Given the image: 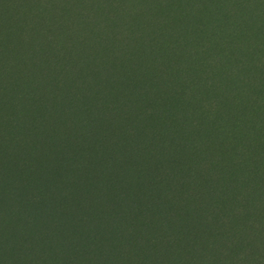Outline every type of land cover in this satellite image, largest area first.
Returning a JSON list of instances; mask_svg holds the SVG:
<instances>
[{
	"label": "trees",
	"instance_id": "1",
	"mask_svg": "<svg viewBox=\"0 0 264 264\" xmlns=\"http://www.w3.org/2000/svg\"><path fill=\"white\" fill-rule=\"evenodd\" d=\"M8 1L0 0V25L13 19L23 31L41 12L59 40L37 34L38 55L71 58L73 71L81 70L79 63L118 68L111 81L118 79L119 89L129 85L128 101L135 106L131 124L123 125L126 142L108 138L109 148L130 145L131 165L120 173L111 150L102 160L92 157L77 131L85 124L58 116L67 139L44 179L12 156L16 143L50 139L56 131L39 121L45 68L39 62L33 67L31 95L39 106L30 100L27 111L17 109L19 122L9 123V113L0 118V135L13 136L12 144L0 147L21 163L19 180L25 186L37 181L30 205L19 209L28 225L3 230L11 248H19L16 264H37L27 256L48 237L61 243L58 264H264V0H123L130 5L122 7L119 0ZM108 16L111 33L91 28L85 37V27L73 25ZM90 47L98 48L96 59ZM14 99L23 105V95ZM101 164L107 176L95 182ZM56 189L71 216L67 232L55 225L61 217L54 204L42 209L36 203ZM113 195L118 198L111 211Z\"/></svg>",
	"mask_w": 264,
	"mask_h": 264
},
{
	"label": "rangeland",
	"instance_id": "2",
	"mask_svg": "<svg viewBox=\"0 0 264 264\" xmlns=\"http://www.w3.org/2000/svg\"><path fill=\"white\" fill-rule=\"evenodd\" d=\"M8 2L7 0V3ZM121 4L130 5V3L127 4V2L119 0L118 6L122 7ZM51 5L53 6L54 4L52 3ZM6 10H8V7ZM42 15L43 14L40 12L34 20H29L30 23L33 24L34 22V24L31 25L32 27L26 26L23 31H21L19 22L13 19L0 25V27L3 26V28L0 29V118L4 116L5 113H9L11 115L9 123L19 122V116L16 112L17 109L23 108L27 111L28 109L26 106L30 100H34L37 107L39 106V101L34 99V95H31L33 89L30 88L32 86V81L37 79L34 76L36 69L34 70L33 67L37 66L39 62L43 65L41 67L45 68L44 78L38 85H41L43 88L44 97L40 99V103L43 111L45 110L41 118H39V121L40 123H45L47 128L56 129L50 139L46 136L37 139L32 137V139L27 140V142L23 141L24 145L16 143V150L13 151L12 156L19 155V158H21L19 161L23 158V163H28L30 166L32 165L31 167L35 169V173L38 172V174H42L43 178L47 177L51 171L52 158L59 155L60 145L67 139V135L63 132L64 127L62 123L55 119L58 116H63L62 121L72 120L83 122L85 127L80 129L81 125L78 124L77 131L81 132V142L87 146L88 150L91 151L90 147L92 148L90 152L92 157H98L102 160L109 150H111L112 155L117 158V163L122 165L120 167L121 173L124 169V165H131V160L134 159V155H131L132 148L127 143H125V147L122 149H119L120 147L109 148L108 138L110 134L115 139L126 142L123 139V125L127 127V124H131L130 119L133 116L132 113L135 112V106L133 105L132 109L131 103L128 101L130 95L129 85H123L124 87L119 89L117 86L118 79L111 81V78L116 74L115 72L118 68L107 66V64L102 65V63L99 62V65L103 66V68H97V66L91 68L92 65L88 66L79 63L82 66L81 70L73 71V69L76 68L71 66L70 57V60H65L62 54L53 57V54L49 52L43 55L42 52L38 55L40 45L42 44V37L44 38L43 41L48 39L59 40V38L56 37L58 32L53 30L54 27L52 29L49 28L52 24L48 23L51 22L46 21L44 23L43 20L45 19L40 18ZM85 19L89 22L84 21ZM72 24L73 23H71V25ZM73 25L80 27L84 26L85 31L82 30L83 32L81 35L85 37H87L86 34L90 32L91 28H95L96 32L106 34L111 33V26H114L111 22V16L106 17L103 21H99L98 24H94L91 18L84 17V19ZM109 28L111 29L109 30ZM1 30L3 31L1 32ZM37 34H39L41 38H39ZM33 38L34 44L37 47H32ZM1 41H5V43H1ZM70 44H72V42H70ZM69 47L70 45H65L66 49ZM97 51V47L93 49L90 47V53L95 59ZM87 61L88 60L85 62ZM47 62H50L51 65L48 66ZM49 68L50 72L46 70ZM126 77L129 79L131 75H126ZM50 79H55L57 83L54 86H49L50 84L48 81ZM132 80L135 81L134 79ZM22 86H24V91H22ZM118 90L121 92L124 91L126 96L125 94H121ZM19 95H23L22 106H19V103L14 99ZM77 105H82L84 109H75ZM15 124L18 125V123ZM131 128L133 129V126ZM75 133L77 134V132ZM125 135L127 137L130 136L129 134ZM12 138L13 136L1 134L0 146L7 141L12 144L13 141L10 140ZM5 148L6 147H0V264H16L17 257L19 256V248H11L12 245L10 242L4 240L3 230H11L14 226L25 225V223L28 225L29 221L27 216L24 218L20 215L19 209L29 204L30 195L34 192V189L37 188V181L29 184L26 182L29 186H25L23 182L19 180V177L23 173V167L17 160H9L8 155L10 151H7ZM98 158L95 160L99 161L100 159ZM138 160L139 158H135L132 164L136 165ZM97 171L95 182L104 181V176H107V174L103 164L97 166ZM35 177L39 178V175ZM81 182L82 179L79 185ZM53 187L57 188V185ZM80 188L79 200L84 196L85 186L81 185ZM105 189L104 187L100 192L105 194ZM58 192V189H56L52 190L49 194H41L36 203L42 209L48 206L49 203L54 204L56 209L55 214L61 217L55 225L58 230H60L61 226L67 232L69 231L68 228L72 227L71 216H68V218L66 217L69 214L67 203L60 204L61 196L57 197L59 194ZM67 193H69L68 190ZM117 198L116 195H113L108 200L110 202L109 209L111 211L112 207L116 205ZM73 200V203H75L77 198L73 197ZM32 204L35 205V201L32 202ZM75 226L77 229L78 225L76 223ZM82 227H84L85 231H88L91 228V224H85ZM85 228H88V230ZM91 231L89 234H91ZM67 234H70V232ZM23 236H25V234L22 235V241L25 240ZM18 238L21 240V237ZM51 239L52 237H48L44 240L37 241L30 251V255L27 256V260L34 259L37 264H58L59 256L56 254V248L60 247L61 243L53 244ZM69 239L74 240L75 238L70 235ZM65 255L67 258H72L74 254L66 250Z\"/></svg>",
	"mask_w": 264,
	"mask_h": 264
}]
</instances>
